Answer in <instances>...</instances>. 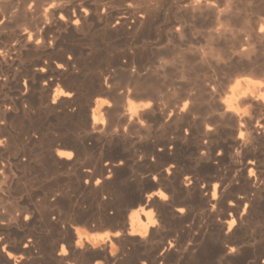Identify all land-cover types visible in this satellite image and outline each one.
<instances>
[{
	"label": "bare ground",
	"instance_id": "obj_1",
	"mask_svg": "<svg viewBox=\"0 0 264 264\" xmlns=\"http://www.w3.org/2000/svg\"><path fill=\"white\" fill-rule=\"evenodd\" d=\"M232 1L187 0L158 22L160 0H0V221H17L0 223V264H264V100L241 96L242 116L222 103L238 80L264 82V18L231 36ZM193 20L208 21L206 43L234 38L224 76H198L196 60L211 64L201 47L148 67L152 33L180 41Z\"/></svg>",
	"mask_w": 264,
	"mask_h": 264
},
{
	"label": "rangeland",
	"instance_id": "obj_2",
	"mask_svg": "<svg viewBox=\"0 0 264 264\" xmlns=\"http://www.w3.org/2000/svg\"><path fill=\"white\" fill-rule=\"evenodd\" d=\"M214 1H217V0H214ZM184 2H187V0H160V2H159L160 4H158L159 5L158 7H159V10L160 11L158 13V20L157 21L158 22H161L163 20L164 16H171V14H172V13H170V12H172L171 11L172 10V6L171 5H173V6L176 5V4L182 5V3L184 4ZM160 5H162V7ZM230 10L232 11V15H231L232 16V19H231L229 28L232 30L231 31V36L233 35V37L236 38L238 35H242L244 33V30L247 29V27L254 26V21H257L259 17L264 18L263 17L264 16V0H233ZM159 19H161V21H159ZM193 22L195 23V25L192 22H191L192 25H191V23L189 24L190 27H192L194 25L193 26L194 28H192L193 29V32H192V30L191 31L188 30L186 33L183 34V37H182V39L180 41L179 40L178 41L173 40V42H170V43H169V41L167 42V40H165L164 34L162 33L163 31H162V28L161 27H160V29H158L159 32L158 31L157 32L155 31L154 33H152V40H153L152 43H156L160 39L162 41H161L160 47H157V49H156L155 46H151V47L147 48V49H149V53L147 52L148 51L147 50L146 51L147 53H145L146 54V57L144 58V60L149 59V60H146L148 62L147 63V66L148 65L150 66V65L154 64L158 60V58L163 59L162 57H164V59H167L166 57H168V56H166V54H165V51L167 49H169V50H172L173 49L175 51V53L178 54L180 51L187 50L188 47H190V46L192 48L194 47L195 49H200L199 47H201V49L202 48L204 50L206 49L205 51H207L206 53H207V56H208V61L211 62L212 66L210 64L209 66L211 68H209L208 64L202 65V63H201L200 60H196L195 63H194V65H196L195 66L197 68L196 70H198V72H197L198 73V76L201 77V78H203L205 75H211V76H214L215 78L216 77L219 78L221 76H224V74H225L224 72L225 71L224 70L222 71L221 68H223L225 65H227L229 63L230 59L232 58V55L231 54L233 53L232 46H233V43H234V38H232V37H228V38L221 37V38H218V40L215 39L214 41L213 40H208L209 42L206 43L207 40H206V38H205V40L203 39L204 37H203L202 34L204 33V30H206V27H208V25H209L208 21L206 22V24H204L205 22H198L197 20H193ZM196 22H198V23H196ZM202 23L204 24V26H203ZM200 24L202 25V28H201V25ZM242 28H244V29H242ZM196 29H198V30L196 31ZM241 30L243 32H241ZM160 32H161V34H159ZM190 32H192L191 34H193V35L196 34L194 37H192L193 38V41L192 42L190 41V39H192L190 37L193 36V35L190 36ZM201 35H202V37H201ZM184 37H185V39H184ZM153 38H155V42H154V39ZM194 40H195V43H194ZM181 41H183V43ZM181 43H182V46H181ZM192 43H194V44H192ZM187 44H190V45H187ZM180 48L183 49V50H181ZM100 49H103V47H101ZM185 52L187 53V51H185ZM158 53H159V55L161 57L158 55ZM160 53L161 54L163 53V54L161 55ZM210 57L212 58V60H211ZM155 59H156V61H155ZM161 59H159L158 61H160ZM167 60H170V59H167ZM215 74H216V76H215ZM118 77H117V82L120 81L119 83H121V82L123 83L124 82V79L121 78V77H119V78ZM192 77H193L192 76V72L189 71V72H185V75H183V77H180L179 80H178V76H176V75H175L174 78H175V80L177 79L176 80L177 83L179 81L185 83V82H187ZM143 78H145V77H143ZM146 78H148V77H146ZM149 79L150 80H153V81H158V82L160 81V84H162L163 83V80H164L162 75H161V78L160 77L159 78L158 77L157 78L156 77H153V79H152L151 77H149ZM149 79H147V80H149ZM61 84L62 83H60V86L63 87V85H61ZM181 84H183V83H181ZM135 100H139V99L136 98ZM116 129H119V128H117V127H113L112 128V130H116ZM64 139L65 138H62V139L59 140V145H61L62 142H66L67 139H65V140ZM67 142H68V140H67ZM73 152H75V151L73 150ZM38 159H40V158H38ZM142 171H144V168L142 169ZM149 180L151 181L152 180V177H149ZM73 196L76 198L77 197V194H74ZM113 227H114L113 225L107 224V225H104L102 228H95L94 230H92V232H103V231H107V230L108 231H111V230H114L115 229V227H114V229H113Z\"/></svg>",
	"mask_w": 264,
	"mask_h": 264
},
{
	"label": "clouds",
	"instance_id": "obj_3",
	"mask_svg": "<svg viewBox=\"0 0 264 264\" xmlns=\"http://www.w3.org/2000/svg\"><path fill=\"white\" fill-rule=\"evenodd\" d=\"M32 5H29V8H31ZM51 7H56L55 4H53ZM45 11L47 12L48 9H45ZM106 11V10H105ZM84 12L87 14L88 13V10L87 9H84ZM62 20L63 19H66L63 15H61L60 17ZM0 23H3V21H0ZM76 24H79L80 21L79 20H76L75 21ZM179 31V29H177ZM261 32H264V26H261V29H260ZM29 39L31 40L32 37L30 36ZM38 44L39 43H42L43 41H36ZM245 82L250 86L248 89H242L241 88V81L238 80L236 82L235 85H233L230 89L231 91V95L227 96L226 98L223 99L222 103L225 104L227 107H226V111L228 112H234L236 113L237 116H242V115H248V111L246 108H240L237 104V101L240 99L241 96H248L249 94H251L252 96H254L257 100H264V91H261L259 92V95H257L256 91H253L252 89V86H255L256 89H260V88H264V82L262 81H253L249 78H245ZM213 90L215 91V87L213 86ZM189 107V102L188 101H185L184 103V107L182 109L183 110H186L187 108ZM4 121H0V124H3ZM245 125L241 124L240 127H244ZM257 126L258 127H261V128H264V125H260L259 122H257ZM206 130L211 132L213 131V126L211 124H208L206 125ZM187 129H185V132L187 134ZM7 137H0V148H5L6 147V142H7ZM238 139H241L243 140L244 139V133L243 132H240L238 134ZM205 143H207V141H205ZM219 154H222V153H219ZM57 156L61 159H65V153L61 150H57ZM249 163H254L253 161H250ZM170 173V171H169ZM249 173H250V176L254 175V171L252 168H250L249 170ZM0 177H3V179H0V192H4L5 191V186L7 185V182H8V179L9 177L7 176V174L4 172V169L3 167H0ZM187 179V177L185 178ZM87 182V181H86ZM102 183V180L101 179H96L95 181V184L96 186H99L100 184ZM260 183H264V181H260ZM165 201L168 200V196L167 194H165ZM53 199H55V197H53ZM213 207V210H215V205L212 206ZM179 211L181 213L185 212V209H179ZM244 212L246 213L247 212V205L245 206V209H244ZM17 217L23 215L25 221L27 220H30L32 217L30 214H27V213H20V212H17ZM53 219H55V217H53ZM17 221L13 220L11 217L9 218V220L7 221H0V223H15ZM158 220L156 221H152L150 222L148 225L145 226V229L144 231L142 232H137L135 231V228H134V225H132V230H131V234L133 235H136L138 234L139 236H141L142 238H147L150 234V228L153 227V226H158ZM229 232L236 226L237 224V221L235 218L231 219L229 222ZM122 235L121 232L117 231L116 232V235L115 237H120ZM3 237H0V240H2ZM83 237L82 236H78L77 235V239H76V242H75V245L76 247H79L81 249H84L85 248V245L83 244ZM31 243V238H29V241L28 243L25 245V247H28L29 244ZM170 244H172V246H174V244L172 242H170ZM3 250L5 252H8V245L5 244L4 247H3ZM111 254L113 256L117 255V253L120 251L119 249V246L115 243H112L111 242ZM231 252H235L236 251V248H231L230 249ZM58 255H61V254H65L67 255L68 254V246L65 245V244H61L60 245V250L59 252L57 253ZM9 257L15 261V264H18V262L15 260V257L17 256L16 254H13V253H8ZM21 258H23L24 256L23 255H20Z\"/></svg>",
	"mask_w": 264,
	"mask_h": 264
},
{
	"label": "snow or ice",
	"instance_id": "obj_4",
	"mask_svg": "<svg viewBox=\"0 0 264 264\" xmlns=\"http://www.w3.org/2000/svg\"><path fill=\"white\" fill-rule=\"evenodd\" d=\"M62 67V66H61ZM106 103V102H105ZM166 198V197H165Z\"/></svg>",
	"mask_w": 264,
	"mask_h": 264
}]
</instances>
